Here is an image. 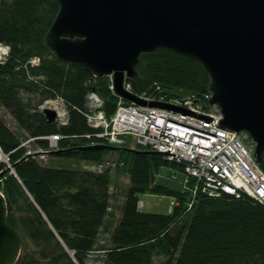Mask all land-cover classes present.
I'll return each mask as SVG.
<instances>
[{
  "label": "trees",
  "instance_id": "obj_1",
  "mask_svg": "<svg viewBox=\"0 0 264 264\" xmlns=\"http://www.w3.org/2000/svg\"><path fill=\"white\" fill-rule=\"evenodd\" d=\"M57 9L54 0H0V44L9 47L0 64V107L24 136L60 137L57 150L62 152L48 157L114 167L96 173L42 165L25 156L21 138L0 118V152L14 172L6 170L0 183L6 224L22 236L15 264H90L91 255L100 264H264V208L251 198L198 194L187 211V195L155 184L154 176L160 166L183 171L182 165L146 153L73 150L98 142L84 118L86 94L93 91L101 98L107 118L114 115L118 99L108 77L94 78L61 63L42 47ZM33 58L37 65L30 64ZM125 82L135 95H149L159 87V95L168 99L199 97L209 85L198 63L164 49L141 54L135 76ZM55 98L68 113L62 127L46 122L37 111L43 101ZM36 144L47 148L46 141ZM259 168L264 173V153ZM122 176L128 183L116 205L111 189ZM147 193L174 198L178 204L166 214L142 212L139 196ZM30 247L36 257L28 253Z\"/></svg>",
  "mask_w": 264,
  "mask_h": 264
},
{
  "label": "water",
  "instance_id": "obj_2",
  "mask_svg": "<svg viewBox=\"0 0 264 264\" xmlns=\"http://www.w3.org/2000/svg\"><path fill=\"white\" fill-rule=\"evenodd\" d=\"M56 15L41 44L57 61L94 78L112 77L113 93L136 106L187 111L146 101L126 91L141 54L171 51L198 63L209 79V104L222 114L220 127L246 133L258 165L264 153V0H54ZM42 116L53 124L56 113ZM73 150L156 151L94 145ZM62 150L54 151L60 153ZM4 175L0 173V178ZM0 195V264H15L22 236L6 224ZM60 242V241H59ZM61 243V242H60ZM72 258V253L65 248Z\"/></svg>",
  "mask_w": 264,
  "mask_h": 264
},
{
  "label": "built area",
  "instance_id": "obj_3",
  "mask_svg": "<svg viewBox=\"0 0 264 264\" xmlns=\"http://www.w3.org/2000/svg\"><path fill=\"white\" fill-rule=\"evenodd\" d=\"M8 53L9 47L0 44V64L5 61ZM38 61L33 58L30 64L37 65ZM109 81V88L112 90L111 77ZM125 87L130 90L129 84ZM159 93V87H155V92L138 97L146 101L167 103L184 109L187 113L139 107L118 98L114 115L107 118L102 111V100L95 92L90 91L85 97L84 118L87 125L95 131L94 137L107 139L111 146H123L125 142L121 136L128 135L140 147L163 153L167 161L182 165L183 172L187 175L182 189L187 195V211L192 209L198 194L211 199L219 198L222 194L234 198L245 195L264 208V173L255 162L253 146L245 144L239 134L220 127L222 114L216 105L209 104L211 94L207 92L199 97L168 99ZM55 105L63 106L67 113L60 98L44 101L37 110L41 112L44 108L51 107L57 112L56 125H67L68 113L57 111ZM46 137H27L35 143L36 140L47 142L46 149L37 145L39 151L28 156L34 158V154L48 153L53 143L57 148L60 137ZM48 137L55 140L50 141ZM85 138L89 136L86 135ZM27 144L22 145L21 142L19 148L27 149ZM1 154L0 152V163H3ZM108 167L112 168L114 164H100L96 171L102 172ZM2 172L0 169V173ZM0 195L3 196L1 191ZM170 204L176 206L177 201L172 199ZM138 207L142 205L139 204Z\"/></svg>",
  "mask_w": 264,
  "mask_h": 264
},
{
  "label": "rangeland",
  "instance_id": "obj_4",
  "mask_svg": "<svg viewBox=\"0 0 264 264\" xmlns=\"http://www.w3.org/2000/svg\"><path fill=\"white\" fill-rule=\"evenodd\" d=\"M1 45H3V44H1ZM125 84L127 85V83H124L123 87L126 90L127 88L125 87L126 86ZM126 91H128V90H126ZM129 91H130V93H132L131 89ZM55 106H57V109H58L57 111L63 110L64 113H66L63 106H61V105H55ZM56 114H57V112H56ZM66 114H64V115L67 116ZM0 118L4 121L6 126L12 132H14L17 136H19V138H21L20 145H21V142H22V145L25 143H28L26 145L28 148L25 150V156L26 157H29L28 155H31L32 153L39 151V149L37 148V144L34 141H29V139H27V136L26 137L24 136V134L14 124L13 118L6 112L5 109H3L1 107H0ZM239 135L241 136V138L243 139L245 144H249L251 142L250 139H248V135L246 133L242 132ZM121 138L124 139V142H125L124 145L122 146V148L150 151L146 148H143V147H140L139 145H137L135 140L132 139L128 135H123V136H121ZM48 139H50V141L55 140V139L53 140V137L52 138L48 137ZM96 140L98 141L97 144H94V143L91 144L90 143L89 146L109 145L108 140L105 138L104 139L96 138ZM109 146H111V145H109ZM50 147H51V151L57 150L54 143L51 144ZM1 155L3 157L2 162L5 166V168L2 171L5 173V171L7 170V171H9V173H13V169L8 162L7 155L6 156L3 154H1ZM35 155H39L38 159L43 158L42 154H34L33 156H35ZM108 159L113 160V161L116 160L115 157H111ZM45 160L46 161H43V160H39V161L42 165H46V166H49L52 168L67 169V170H89L90 169V166L88 164L80 162V161H76V160L65 159V158H56V157H48V156L45 157ZM154 176H155V184L165 186L169 189H173V190H177V191H180L184 188V182L187 179V175L183 171H180V170H178V169H176L170 165L160 166L157 169V171H155ZM127 183H128L127 177L122 176L117 181L116 188L113 187L111 189V192H115L114 202L116 205L121 204L122 199H123V193L126 189ZM139 199H140L139 202H141L143 205L141 210H140L142 212L154 213V214H166L169 211L170 197H168V196H160V195L147 193V194H143V195L139 196ZM100 240L104 241L105 239H100ZM28 253L31 256L36 257V255H35L36 250H34L33 247H30ZM94 258H95L94 255H91V257L89 258L90 264H100V261H97Z\"/></svg>",
  "mask_w": 264,
  "mask_h": 264
},
{
  "label": "crops",
  "instance_id": "obj_5",
  "mask_svg": "<svg viewBox=\"0 0 264 264\" xmlns=\"http://www.w3.org/2000/svg\"><path fill=\"white\" fill-rule=\"evenodd\" d=\"M112 211L115 212V218H118V210H117L116 208H112ZM116 212H117V213H116ZM106 236H107L106 234H105V235H101V236H100V239H105ZM100 239H99V242H100L101 244H103L104 241H103V240H100Z\"/></svg>",
  "mask_w": 264,
  "mask_h": 264
}]
</instances>
